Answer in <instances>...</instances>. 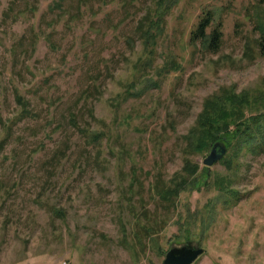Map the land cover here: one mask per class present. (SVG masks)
Returning a JSON list of instances; mask_svg holds the SVG:
<instances>
[{
	"label": "rangeland",
	"instance_id": "obj_1",
	"mask_svg": "<svg viewBox=\"0 0 264 264\" xmlns=\"http://www.w3.org/2000/svg\"><path fill=\"white\" fill-rule=\"evenodd\" d=\"M165 2L0 0V264H163L183 245L204 248L192 264H264V151L239 153L240 199L207 229L194 215L216 190H184L173 207L153 190L183 166L207 97L231 90L264 109V0H176L145 68L137 23ZM206 11L222 24L216 52L190 41ZM170 56L182 67L162 76Z\"/></svg>",
	"mask_w": 264,
	"mask_h": 264
},
{
	"label": "trees",
	"instance_id": "obj_2",
	"mask_svg": "<svg viewBox=\"0 0 264 264\" xmlns=\"http://www.w3.org/2000/svg\"><path fill=\"white\" fill-rule=\"evenodd\" d=\"M165 4L164 7L156 5L146 10L137 23L145 45V54L147 53L140 60L145 68L157 59L158 39L165 31L166 18L175 6L176 0H166ZM259 32L257 48L260 53H264V25H260ZM222 40V24L214 25V16L210 11H206L191 30V43L216 52L220 49ZM181 67L178 59L170 56L169 60H165L158 66L157 72L164 76ZM245 99L244 95H238L231 90H224L207 97L185 138L183 166L168 179L161 174L155 177L153 190L161 202L172 207L184 190L213 188L217 191L216 196L200 210V213L196 212L194 215L200 230L207 229L215 223L218 204L231 206L240 199L239 190L235 187L236 183L233 179L237 169L241 168L240 165L235 164V160L240 158L239 153L243 149L256 153L264 151V109L254 113V109H247L249 106L244 104ZM16 100L21 107L22 116L30 114L28 102L18 93H16ZM224 138L228 148H234V154L224 156L216 163L225 164L228 174H212L211 166L201 167L193 156L207 152L215 141L224 140ZM194 223L195 221H186L183 225L184 230L191 232L192 227L195 226ZM158 225L156 222L155 225L148 226V236L151 237L158 229Z\"/></svg>",
	"mask_w": 264,
	"mask_h": 264
},
{
	"label": "water",
	"instance_id": "obj_3",
	"mask_svg": "<svg viewBox=\"0 0 264 264\" xmlns=\"http://www.w3.org/2000/svg\"><path fill=\"white\" fill-rule=\"evenodd\" d=\"M227 151L228 147L225 139L216 141L210 152L204 157V165H214L224 157ZM203 252L204 248L202 246H173L166 251L163 264H192Z\"/></svg>",
	"mask_w": 264,
	"mask_h": 264
}]
</instances>
